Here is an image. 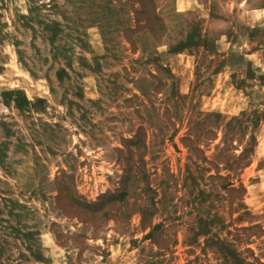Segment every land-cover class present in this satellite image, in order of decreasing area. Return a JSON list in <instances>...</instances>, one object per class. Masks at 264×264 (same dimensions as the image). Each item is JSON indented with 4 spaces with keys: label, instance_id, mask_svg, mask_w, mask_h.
<instances>
[{
    "label": "rangeland",
    "instance_id": "1",
    "mask_svg": "<svg viewBox=\"0 0 264 264\" xmlns=\"http://www.w3.org/2000/svg\"><path fill=\"white\" fill-rule=\"evenodd\" d=\"M0 264H264V0H0Z\"/></svg>",
    "mask_w": 264,
    "mask_h": 264
},
{
    "label": "trees",
    "instance_id": "2",
    "mask_svg": "<svg viewBox=\"0 0 264 264\" xmlns=\"http://www.w3.org/2000/svg\"><path fill=\"white\" fill-rule=\"evenodd\" d=\"M41 7H37V8H34L32 10H29V14H30V17H24L25 20L27 22H35V21H40L41 19ZM48 30H52L51 27H48L47 28ZM4 98H6L7 100V103H9L10 101H13L14 103H16V106L22 110L24 109V107L28 106L30 103L28 102L27 98L26 97H22L20 96V92L19 91H9V92H6L4 94ZM152 193L155 194L154 196L152 195V206L154 207V210L157 209V202H156V198H157V192L156 190L152 189ZM158 226H155L154 227V230L157 229Z\"/></svg>",
    "mask_w": 264,
    "mask_h": 264
}]
</instances>
